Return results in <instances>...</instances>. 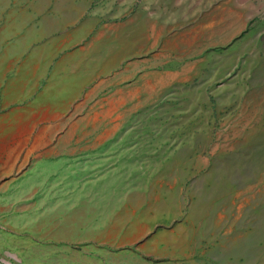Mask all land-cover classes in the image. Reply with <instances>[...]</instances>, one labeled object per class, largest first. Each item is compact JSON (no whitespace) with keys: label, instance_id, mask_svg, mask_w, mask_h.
Returning <instances> with one entry per match:
<instances>
[{"label":"rangeland","instance_id":"1","mask_svg":"<svg viewBox=\"0 0 264 264\" xmlns=\"http://www.w3.org/2000/svg\"><path fill=\"white\" fill-rule=\"evenodd\" d=\"M0 264H264V0H0Z\"/></svg>","mask_w":264,"mask_h":264},{"label":"bare ground","instance_id":"2","mask_svg":"<svg viewBox=\"0 0 264 264\" xmlns=\"http://www.w3.org/2000/svg\"><path fill=\"white\" fill-rule=\"evenodd\" d=\"M109 112H107V114H108Z\"/></svg>","mask_w":264,"mask_h":264}]
</instances>
